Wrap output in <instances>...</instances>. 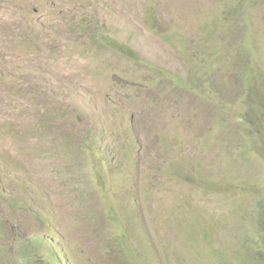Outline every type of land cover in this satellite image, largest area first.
I'll list each match as a JSON object with an SVG mask.
<instances>
[{"label":"rangeland","instance_id":"1","mask_svg":"<svg viewBox=\"0 0 264 264\" xmlns=\"http://www.w3.org/2000/svg\"><path fill=\"white\" fill-rule=\"evenodd\" d=\"M147 7L155 34L143 23ZM93 31L127 42L154 68L92 45ZM32 35L41 49L29 53L20 47ZM75 45L83 53L71 54ZM0 68V89L13 93L0 103V152L25 167L29 187L47 186L34 205L75 264H124L100 250L98 203L70 153L92 130L103 134L96 148L118 145L135 164L131 178L108 181L110 201L134 209L119 220L135 264H264L254 250L264 248V118L250 103L264 108V0H0ZM72 108L87 114L64 147ZM1 252L0 264H17L0 237Z\"/></svg>","mask_w":264,"mask_h":264},{"label":"trees","instance_id":"2","mask_svg":"<svg viewBox=\"0 0 264 264\" xmlns=\"http://www.w3.org/2000/svg\"><path fill=\"white\" fill-rule=\"evenodd\" d=\"M31 13V11H29ZM143 23L149 25V30L152 34L156 31L151 25L154 21L152 15L155 14L150 7H147L143 12ZM87 25H83L86 28ZM92 45L104 49L105 52L110 54L122 56L135 64H142L149 68L154 66L145 61L139 52L127 42H121L111 37L109 34L102 33L101 31L92 32ZM168 40V36L164 37ZM36 36L25 39L21 43V47L29 53L37 52L41 49V45L36 41ZM169 42V41H168ZM71 54H81L83 50L80 46L75 45L70 51ZM17 73L12 75V82H16V86L26 80L25 75L21 73L20 66H17ZM160 71V68H158ZM0 73L2 69L0 68ZM169 74H164V77ZM15 77H17L15 79ZM33 78V77H31ZM6 80L0 74V84ZM172 86L183 88L186 83L178 80L174 76H169ZM151 84L155 82L150 79ZM0 103L7 104L11 102L13 93H9L6 89H0ZM255 99H251L252 107H254V116L256 118H264V108L261 104L255 107ZM260 101V100H259ZM259 101H256L259 103ZM75 111V116L70 118L72 130L69 135H65L61 140V145L69 147L71 145L70 139L75 130V124L82 120L86 115L85 109L72 108ZM65 112V111H63ZM61 111L54 113H47L45 118H58L62 116ZM2 126L10 127V124L5 122L1 123ZM105 131V130H104ZM103 136L98 130L90 131V134L83 138L81 143L76 144L71 152H75L80 156V167L82 163L86 165L85 175L89 182L90 196L98 203V210L96 212L97 225L106 233V241L101 245V252L111 254L124 264H135V245L130 241L126 228L119 220L120 212L127 210L131 215L134 209L131 206V200L127 205L119 206L111 202L109 197L111 191L114 189L109 186L108 181L116 177L121 179L131 178L134 172V162L128 157L125 149H121L118 145L114 147H97V138ZM4 138H0V150ZM95 149L99 152L96 153ZM87 154L91 156L92 162L87 158ZM8 154L0 152V237L8 239L12 244L14 251V259L17 264H75V255L66 247L61 234H59L50 223V218L44 215L43 208L35 206L34 200L39 201L42 199V192L46 190L47 186L41 184V187L32 185L29 187V172L20 162H9L6 158ZM86 158V162L84 161ZM130 162L133 166L130 165ZM100 165H105L107 168L104 170ZM79 172V171H78ZM80 174V173H79ZM81 175V174H80ZM81 179L84 178L81 176ZM131 184V183H130ZM115 193V192H114ZM34 206V209L31 207ZM264 203L261 204L258 217L260 221H264ZM6 212V213H5ZM9 217L18 220L17 225L11 221ZM136 217V216H135ZM4 218V219H3ZM133 219H135L133 217ZM5 223L7 224L5 226ZM254 250L264 255V248L262 244H254ZM6 258V255H0V263ZM251 260H256L251 257ZM257 261V260H256Z\"/></svg>","mask_w":264,"mask_h":264}]
</instances>
